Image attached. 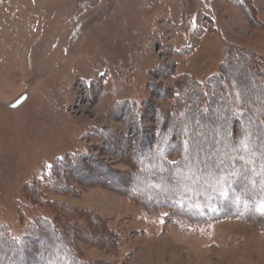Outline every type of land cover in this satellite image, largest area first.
<instances>
[{
  "label": "rangeland",
  "instance_id": "374dc122",
  "mask_svg": "<svg viewBox=\"0 0 264 264\" xmlns=\"http://www.w3.org/2000/svg\"><path fill=\"white\" fill-rule=\"evenodd\" d=\"M229 1L0 0V229L18 239L48 217L64 228L23 247L3 249L0 242V264H69L72 251L85 264H264V216H248L234 197L218 204L221 182L234 177V168L245 189H264V156L256 154L264 150V131L253 133L264 95L253 72L243 64L235 69L243 79L233 85L234 98H242L234 105L214 107L205 120L182 113L177 130L189 142L181 165L172 154L176 167L166 171L161 157L151 161L147 145L171 119L181 77L205 84L231 47L264 55V27L252 28ZM244 1L264 24V0ZM125 102L140 107L135 119L149 153L139 167L145 178L135 182V136L126 131L130 119L114 108ZM241 102L250 109L239 123L248 152L227 135L234 126L227 111ZM172 139L166 136L162 153ZM77 153L94 162L66 172L70 189L61 192L51 171ZM252 164L260 174L238 170ZM162 174L171 185L152 181ZM29 186L43 192V201L27 195ZM173 194L186 197L158 203ZM188 203L197 206L178 209ZM205 204L228 217L202 216Z\"/></svg>",
  "mask_w": 264,
  "mask_h": 264
},
{
  "label": "trees",
  "instance_id": "16d2710c",
  "mask_svg": "<svg viewBox=\"0 0 264 264\" xmlns=\"http://www.w3.org/2000/svg\"><path fill=\"white\" fill-rule=\"evenodd\" d=\"M230 3H232L235 6H238L242 11H244L246 14V17L248 19V22L250 26L254 29H263L264 24H262L256 16H252V12L250 14L247 13V10L243 6V4L249 5V10H254L255 7L253 6V3L251 1H244V0H230ZM248 9V7H246ZM253 17V19H252ZM244 65L247 69L251 70L254 74V76L258 79L257 83L259 88H261V94L264 95V55H258L255 52L248 51L242 48L238 47H231L229 48L227 55L225 59L221 62L219 66V70L213 74L211 77L208 78L205 84L200 83L199 81L195 80L193 77L190 76H184L180 78L179 83L176 85V93L174 96H171L175 102L173 107V113L171 119L164 118L162 120V126L165 125L166 128L160 129L158 132V135L153 140H148L149 142L147 145L151 144L154 149H151L149 147L150 151H152V162H156V158L161 157L162 159V165H164V169L172 170L171 168H175L176 164L170 163L169 157L174 154V156L180 157V163H177V165H181V161H183L184 152L182 151V147L184 144L188 143L189 140H186L181 132V130H177V127L182 123L183 116L182 113L185 111H188L192 117L196 118H202V119H208L206 115L214 114L215 110L214 107L216 106H222V107H228L231 105H234L238 99H242L239 94L238 98H234L233 93V85L237 84L238 82L242 81V76L235 75L234 71L236 68H239L241 65ZM163 90V94H164ZM246 93V92H245ZM163 98V97H162ZM165 99V98H163ZM239 109H235L234 111H227L226 114V120L232 119L234 121L233 123V129L230 130V132L227 133V135L231 138L233 145H238L241 138L244 137L245 131L242 127H240V119L245 115V113L249 112V107L245 102L240 103ZM117 112H120L126 119L129 118L131 122V127L128 128L127 134L128 136H135L133 139H135V153L133 157V170L131 173V180L133 182L138 181V179L145 178V175L143 172L139 170L140 165L142 164V154H149L147 152L146 145H144V137L141 134V125L138 122V116L137 112L140 110V107L136 103H119L115 107ZM137 118V119H135ZM133 119H135L133 121ZM132 120V121H131ZM195 121V120H194ZM228 121V120H227ZM221 126L224 125V122L222 121L219 123ZM168 129V132H167ZM262 131H264V110H261L256 115V124L254 126V134H260ZM170 134V140L169 145L171 146L170 150L166 153H162L160 150V147L164 143V140L166 136ZM109 135V134H108ZM137 135V136H136ZM104 136V135H103ZM110 136V135H109ZM140 136V137H139ZM243 136V137H242ZM126 141V140H125ZM128 142V141H127ZM126 142V143H127ZM192 142V141H191ZM190 142V143H191ZM130 143V142H128ZM131 144V143H130ZM256 154L258 156H264V150H258L256 151ZM162 155V156H161ZM93 155L89 153H77V154H70L67 158L57 162L55 166L53 167L50 175V179L52 184L57 188V190L61 189V192H65L68 188V182L66 180V172H70L72 168L75 167V165H78L76 167H82L85 163H89L90 161L94 162ZM184 162V161H183ZM234 167L230 166L229 170H232ZM255 169V172L258 174L262 173L264 174V171L259 173L258 168L255 164L252 165H246L243 168H240L241 172H251ZM262 169V168H261ZM235 171V168L234 170ZM68 179H72L71 177L67 176ZM153 178V177H152ZM172 179V178H171ZM173 180V179H172ZM155 183L158 182H166L171 185L170 175L169 174H162L161 176L152 179ZM246 179H244L241 176H234V177H228L225 178L221 183L222 187L221 190L227 192V196L223 197L221 204L218 202L221 207L227 205V203L232 199L235 198L236 204L238 205V209H242V211L247 214L248 216H255V206L258 205V203L264 199V189L261 187V183H256L257 187L260 192H256L257 194H254L247 189H245L244 184ZM62 187L59 188L58 186ZM255 184V183H254ZM72 189V188H71ZM74 189H72L73 191ZM122 191L125 190L123 189ZM27 195L34 196L33 199L39 198V200L43 201V192L36 186H29L28 190L26 191ZM254 192V191H253ZM73 192H70V194ZM131 196L132 193H130ZM231 194V195H230ZM136 196V195H135ZM179 196H182L179 194ZM178 198L176 195H172L168 198L167 195H160L158 196V203L161 201L162 205L166 206L167 203L171 202H179L182 203L180 200L181 197ZM219 196V195H218ZM139 197L140 201H145L142 199V197ZM182 197H186L185 194ZM234 197V198H233ZM147 203V202H146ZM150 204V203H148ZM229 204V203H228ZM151 205V204H150ZM146 206V205H145ZM178 206V205H177ZM192 207V204H186L184 205L185 208H180L178 206V209L181 211L186 212V207ZM197 205H193L192 208L196 207ZM148 207V206H147ZM236 207V206H235ZM220 209H216V211H213L214 209L208 208L205 205L199 207V212L202 216L206 215L207 211H209L208 216H217V218H225L228 217V210L221 211ZM236 209V208H235ZM238 212V211H236ZM250 213V214H249ZM232 215L231 213H229ZM236 214V213H234ZM50 228H53L54 233H58L60 230H63L64 228L58 225L57 221L54 219L48 217V219H37L35 222L29 225V227L25 230L24 235L22 238L14 239L7 235L5 230L3 228L0 229V242H1V248L4 249V247H23L27 244L31 245V238L33 236L35 237H46L50 236L51 233L49 232ZM1 250V249H0ZM76 253L73 251L68 253L66 256L67 261H69V264H85L80 258L76 257ZM44 255L41 257V260H44ZM43 258V259H42Z\"/></svg>",
  "mask_w": 264,
  "mask_h": 264
},
{
  "label": "snow or ice",
  "instance_id": "6c2138e0",
  "mask_svg": "<svg viewBox=\"0 0 264 264\" xmlns=\"http://www.w3.org/2000/svg\"><path fill=\"white\" fill-rule=\"evenodd\" d=\"M237 150L238 151H244V152L251 151L250 146H249V140H248V137L247 136H245V137H243V138L240 139ZM240 159L243 160L244 157L241 156ZM249 163H252V161H249ZM261 170L264 171V166H262V169ZM253 171H255V169H253ZM231 175L236 176L237 175V172L236 171H233L231 173ZM220 195L226 197L227 196V192L221 190ZM255 211L258 212L261 216H264V199H262L258 203V205L255 208Z\"/></svg>",
  "mask_w": 264,
  "mask_h": 264
}]
</instances>
